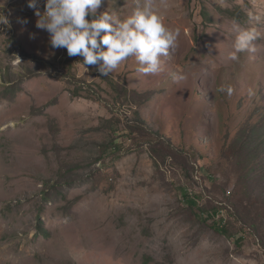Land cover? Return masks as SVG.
<instances>
[{
	"label": "rangeland",
	"instance_id": "obj_1",
	"mask_svg": "<svg viewBox=\"0 0 264 264\" xmlns=\"http://www.w3.org/2000/svg\"><path fill=\"white\" fill-rule=\"evenodd\" d=\"M154 4L179 31L162 70L102 76L0 0V264H264V0ZM236 24L260 34L238 62Z\"/></svg>",
	"mask_w": 264,
	"mask_h": 264
},
{
	"label": "clouds",
	"instance_id": "obj_2",
	"mask_svg": "<svg viewBox=\"0 0 264 264\" xmlns=\"http://www.w3.org/2000/svg\"><path fill=\"white\" fill-rule=\"evenodd\" d=\"M102 3L103 0H44L43 12L39 8L40 0H28L27 6L35 10L36 27L49 33L53 49L65 48L69 57L82 56L84 66L97 65L102 76H108L129 57H135L138 73L160 72V57L175 51L179 31L165 26L154 0L138 3L125 19L107 10L95 19H87L90 14L95 16ZM249 18L260 19L251 13ZM5 23L8 24L7 17L0 25ZM234 30L233 51L228 59L238 62L239 54L256 51L255 41L260 34L255 28L238 24L234 25ZM173 79L179 81L184 77L174 75ZM220 90L229 96L234 92L232 86Z\"/></svg>",
	"mask_w": 264,
	"mask_h": 264
},
{
	"label": "trees",
	"instance_id": "obj_3",
	"mask_svg": "<svg viewBox=\"0 0 264 264\" xmlns=\"http://www.w3.org/2000/svg\"><path fill=\"white\" fill-rule=\"evenodd\" d=\"M137 122H138V124L136 125V127H137V130L139 131V132H145V130L146 129H148L147 128V126H146V123H144L145 121H143V120H141V119H137ZM159 142H161V144H165L166 143V141L164 140L163 141V139H161ZM165 142V143H164ZM164 153H165V151H164ZM165 155V154H164ZM189 206H191V207H196L197 206V202L195 201V200H190L189 201ZM212 227L218 232V233H221V234H228V230H227V228L224 226V225H222V223H218V222H213V224H212ZM39 229L42 231V232H45V228L43 227V225H42V223L41 222H39Z\"/></svg>",
	"mask_w": 264,
	"mask_h": 264
}]
</instances>
